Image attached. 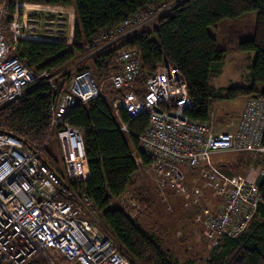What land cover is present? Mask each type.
Instances as JSON below:
<instances>
[{
  "label": "trees",
  "instance_id": "trees-1",
  "mask_svg": "<svg viewBox=\"0 0 264 264\" xmlns=\"http://www.w3.org/2000/svg\"><path fill=\"white\" fill-rule=\"evenodd\" d=\"M48 4L74 9L72 39L70 42L18 39L12 55L40 77L21 97L0 109V131L21 137L30 145H42L51 128L52 106L68 92L74 75L91 71L101 86V94L69 108L62 123L51 133L41 158L47 167L63 174V162L49 146L55 135L59 139L57 130L65 125L80 128L90 176L83 182L70 179L67 185L76 193L85 191L91 198L98 210L99 223L132 264H177L170 250L157 238L155 227L144 225L143 219L142 224L139 222L144 216L153 215L158 202L148 187L138 184L139 166L132 154L149 117L146 113L132 117L124 108L116 107V99L123 91L114 88L110 77L120 68L119 54L123 50L134 51L141 63L144 75L137 81L139 87L163 61H169L180 70L188 85L194 105L187 113L198 122L209 121L221 100L241 96L250 97L249 101L264 98V0H48ZM164 4L172 6L149 24L126 27L128 20L149 15L151 9ZM11 5L14 8L15 2ZM250 11L257 13L252 32L245 33L240 28L235 33L233 27L228 37L218 39L211 31ZM109 31L115 33L102 39V34ZM236 51L255 52L251 79L245 85L217 89L212 78L219 73L228 54ZM77 63L80 66L74 67ZM43 72L53 78L55 88ZM59 145L62 148L61 142ZM230 152H234L233 156L220 163L222 171L244 176L252 165L264 171V152ZM138 156L144 164L149 163L142 152ZM191 172L201 177L200 171ZM202 182H198L196 189L209 195ZM257 183L262 202L247 230L235 237H222L212 247L205 264H264V173ZM129 188L146 206L136 217L130 216L119 201ZM58 198L68 199L65 195ZM38 264L47 263L39 258Z\"/></svg>",
  "mask_w": 264,
  "mask_h": 264
},
{
  "label": "built area",
  "instance_id": "built-area-1",
  "mask_svg": "<svg viewBox=\"0 0 264 264\" xmlns=\"http://www.w3.org/2000/svg\"><path fill=\"white\" fill-rule=\"evenodd\" d=\"M171 6L153 8L149 15L128 20L126 27L146 24ZM27 9L18 4L7 21L0 7V109L21 97L40 77L12 55L19 38H34L41 28L36 16L26 19ZM31 9L39 10L35 6ZM47 29L48 25L44 30ZM7 30L13 36L10 44L5 37ZM114 33L104 32L101 37ZM119 62V70L110 77L114 88L123 91L116 99V107L124 108L132 117L144 113L149 117L148 126L138 136L134 159L184 195L192 191L189 172L200 171L207 180L204 187L213 188L221 197L213 206L204 201L202 191H193L199 208L197 221L205 226L214 246L224 236L235 237L246 231L262 202L260 187L246 176L226 174L211 157L227 151L264 152V98L247 103L235 131H218L214 111L207 122L190 118L187 111L194 102L188 85L169 61H163L141 87L137 81L144 73L136 53L121 51ZM42 75L55 88L49 73ZM101 92L91 71L74 75L68 92L52 106L51 128L42 145H30L21 137L0 131V264H38L39 258L47 264H132L99 223L91 198L85 191L76 193L67 185L70 179L83 182L90 176L82 130L68 124L57 130L64 155L63 174L47 167L41 158L51 133L69 108ZM138 152L148 158V164ZM60 195L70 200L59 199ZM129 201L138 208L133 215L127 210L130 216L146 207L130 196L125 209L130 207Z\"/></svg>",
  "mask_w": 264,
  "mask_h": 264
},
{
  "label": "rangeland",
  "instance_id": "rangeland-1",
  "mask_svg": "<svg viewBox=\"0 0 264 264\" xmlns=\"http://www.w3.org/2000/svg\"><path fill=\"white\" fill-rule=\"evenodd\" d=\"M12 1V2H11ZM20 0H0V7L5 10V18L6 20H10L13 14L11 3H16ZM28 3L38 4L39 7L47 6L48 0H26ZM10 6V7H9ZM29 9H27L28 16H36L39 19L38 24L41 26L37 31L40 32V29H46L47 24H50V18H54L56 21L59 19H64L65 22H58V24H67L69 18H71L72 28L75 23V16L72 12V7H67L66 10L60 12L61 9H56V11H41V10H32L30 5H27ZM17 7V6H16ZM36 7V6H35ZM20 8V13L23 12ZM257 19V13L255 11L247 12L240 17L232 20H228L227 22L221 24L218 29L211 28V31L217 35L218 39L221 37H228L232 32V28L234 27L235 33H238V30L241 28L245 33H250L253 31L255 23ZM150 22L146 23L149 24ZM5 37L7 42L10 44L13 40L12 33L7 30L5 31ZM255 52L254 51H236L230 52L224 61V63L220 66V71L217 75L212 78V84L217 88H228L233 86L245 85L251 79L252 66L255 62ZM80 60L79 62H81ZM78 62V63H79ZM75 64L74 67L80 66L79 64ZM73 67V66H72ZM247 100V96H241L236 99L231 100H221L215 109V122L216 127L220 131L229 130L227 122L232 120H236L238 115L241 114L245 102ZM59 139L55 135L51 141L49 146V150L55 155V157L63 162V151L61 146L59 145ZM231 153L234 152H220L217 154H213L211 159L212 162L216 164V166H220V163L228 158L232 157ZM225 172V171H224ZM228 174L227 172H225ZM189 172V179H190ZM230 175V174H228ZM198 177V176H197ZM260 177V176H259ZM258 177V178H259ZM136 178L139 180L138 184H144L145 187L149 188L150 194L158 201L155 206L153 215L150 221L139 222L147 226H154L158 236H164L163 242L167 249H169L172 259L176 261L177 264H202L205 259L208 257L212 247L214 244L209 238V234L207 229L202 223L203 233L206 235V238L210 240L209 244L206 242V239L202 236V240H198L202 248L198 250L196 247L198 246V242H195L192 234H190V228L188 227V220L184 216V211L188 210L189 212H193L196 206L193 193L192 198L189 192L186 195H179L171 186L169 182H164L159 178L155 173L147 171L145 168L139 169ZM201 179L206 182L207 180ZM209 192V195H203L204 201L211 203L213 206L216 205L217 202H220V195L211 187H206ZM126 196H122L119 201L120 205L124 207V203L131 197L136 198L139 202L140 206L143 204L138 200V197L133 191V188H129ZM188 195L190 197H188ZM184 197L182 200L177 201V199ZM130 207L126 210L130 209L132 215L138 210L136 206L133 205L132 201H129ZM142 213L141 209L138 212ZM139 214H135L132 217H136ZM197 216V215H196ZM150 222V223H149ZM196 222V221H195ZM194 222V223H195ZM188 224V225H187ZM153 229V230H154ZM195 231V230H194ZM196 232V231H195ZM202 233V234H203ZM199 231L196 232V236L202 235ZM180 236V237H179ZM198 239H200L198 237ZM181 241V242H179ZM183 244V245H182ZM185 244V245H184ZM54 254L53 252H51ZM190 261L187 263V261Z\"/></svg>",
  "mask_w": 264,
  "mask_h": 264
},
{
  "label": "crops",
  "instance_id": "crops-1",
  "mask_svg": "<svg viewBox=\"0 0 264 264\" xmlns=\"http://www.w3.org/2000/svg\"><path fill=\"white\" fill-rule=\"evenodd\" d=\"M18 4H20V5H25V6H27V5H30V7L31 6H36L37 8H39V10H41V11H46V10H50V11H56V9H60L59 11L60 12H63L64 10H66V6H62V5H51V4H47V6H43V7H39V5L38 4H32V3H28L26 0H20V1H17L16 3H15V7L12 9V12H14L15 10H16V6L18 5ZM10 7V6H9ZM28 7V6H27ZM21 10H23V9H21ZM72 12H73V14H74V16H75V20H76V15H75V12H74V9L72 8ZM27 13V12H26ZM28 18V14H27V16H26V19ZM46 20H49V22H50V24H47L48 25V27H49V29H47V30H44V28H43V30H41L40 29V32H38V31H36V36L34 37V38H32V39H48V40H60V41H64V42H70L71 41V39H72V34H73V28H72V25H71V18H69L68 19V21L66 22L67 24H58L57 25V23L58 22H65V20L64 19H59L58 21H56L54 18H50V19H46ZM249 99H250V97H247V100H246V102H245V105H244V108H245V106H246V103L249 101ZM244 108H243V110H242V112H241V114L243 113V111H244ZM241 114L240 115H238V118L236 119V120H230L229 122H227V125H228V127H229V130H226V131H235L236 129H237V127H238V120H239V118L241 117ZM217 128V127H216ZM217 130H218V128H217ZM218 131H220V130H218ZM62 151H63V149H62ZM135 161H136V163L138 164V166H139V169H141V168H144V165L143 164H140V163H138L137 162V160L135 159ZM139 171V170H138ZM262 169L259 167V166H255V165H252V166H250V168L248 169V171L246 172V174L244 175V176H246V177H248L249 179H251V180H254V181H256V182H258V180L261 178V175H262ZM260 176V177H259ZM259 177V178H258ZM189 181H190V185H191V189H192V191H191V193H190V195H191V197L188 195V197H190V198H192V193H193V191L195 190H197L196 189V187H197V184H198V182H202V180H201V177H197V176H195L194 175V172H191V174H190V179H189ZM203 183V182H202ZM203 187H204V183H203ZM199 191V190H198ZM188 194V193H187ZM194 194V193H193ZM186 195V194H185ZM180 200H182L183 198L181 197V198H179ZM198 213H199V209H197L196 207L194 208V211L193 212H189L188 210H186V211H184V216L187 218V220H188V227L187 228H190V234H192V236H193V239L195 240V242H198V240H199V242H200V240H202V239H206V242L209 244V242H210V240H208L207 238H206V235H204V233H203V227L201 226V224H199L198 222H197V216L196 215H198ZM143 222H146V221H150V219L151 218H148L147 216H144L143 218ZM194 220V221H193ZM196 221V222H195ZM195 222V223H194ZM197 231H199L202 235L201 236H196V232ZM205 232V231H204ZM156 236H157V238L159 239V241L162 243V245L163 246H165L164 245V242H163V237L164 236H158L157 235V232H156ZM202 236L204 237V238H202ZM180 237V236H179ZM198 237L200 238V239H198ZM202 238V239H201ZM179 242H181V241H179ZM198 242V243H199ZM183 245V244H182ZM185 245V244H184ZM166 247V246H165ZM198 250H200L201 248H202V245H200V243L198 244V246L196 247ZM208 258V257H207ZM207 258L205 259V261L202 263V264H205V262H206V260H207ZM188 262H190L189 260L187 261V263ZM189 264H193V263H189Z\"/></svg>",
  "mask_w": 264,
  "mask_h": 264
}]
</instances>
